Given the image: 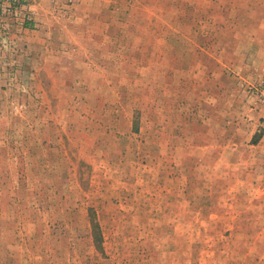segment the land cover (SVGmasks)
<instances>
[{"label":"rangeland","instance_id":"rangeland-1","mask_svg":"<svg viewBox=\"0 0 264 264\" xmlns=\"http://www.w3.org/2000/svg\"><path fill=\"white\" fill-rule=\"evenodd\" d=\"M0 264H264V0H0Z\"/></svg>","mask_w":264,"mask_h":264}]
</instances>
